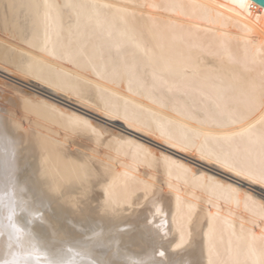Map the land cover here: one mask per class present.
I'll return each instance as SVG.
<instances>
[{
	"label": "bare ground",
	"instance_id": "bare-ground-1",
	"mask_svg": "<svg viewBox=\"0 0 264 264\" xmlns=\"http://www.w3.org/2000/svg\"><path fill=\"white\" fill-rule=\"evenodd\" d=\"M47 2L0 0V112L21 121L45 190L63 193L54 226L78 236L67 221L88 216L83 228L127 226L122 239L150 247L166 220L167 258L264 264V186L236 174L264 166V6ZM77 201L94 210L77 212ZM6 216L0 208V225ZM7 239L0 227V259Z\"/></svg>",
	"mask_w": 264,
	"mask_h": 264
},
{
	"label": "snow or ice",
	"instance_id": "snow-or-ice-1",
	"mask_svg": "<svg viewBox=\"0 0 264 264\" xmlns=\"http://www.w3.org/2000/svg\"><path fill=\"white\" fill-rule=\"evenodd\" d=\"M247 5L248 0H240V7ZM45 7L52 8L53 5L45 0ZM63 7L72 8L74 5L67 0ZM258 99L264 107V92ZM247 103L249 106L256 104L257 97H250ZM239 118L243 119V116ZM20 124L21 121L13 112H0V155L5 157L0 177V208L7 210V224L0 227L8 230L7 251L5 258L0 259V264H191L187 259L181 261L176 257L167 258L166 251L163 250V242L168 239L166 220L162 233H151L150 247L137 244L131 237L122 239L128 232L127 226L117 225L114 231L106 233L103 230L83 228V224L88 222V216L79 224L67 221L79 233L78 236L60 226L59 220L54 226L52 217L65 212L59 200L63 193L58 187L51 185H47V191L45 190L42 179L37 176L28 159L31 153L27 142L16 131ZM252 127L254 126H249ZM260 141L264 144V130L261 131ZM19 160H23L22 166L18 163ZM18 173L23 175V179L18 178ZM236 174L264 186V166L259 170L237 171ZM83 197L87 200L88 190H85ZM151 197L146 194L144 201H150ZM74 208L77 212L91 213L94 205L88 201L85 208L77 201ZM155 211L160 214L162 209L156 206ZM16 217L26 219L20 223L14 219ZM148 224L151 225L152 221L149 220ZM22 237L29 239L30 250L21 251ZM184 245L185 241L181 237L172 250L182 251Z\"/></svg>",
	"mask_w": 264,
	"mask_h": 264
},
{
	"label": "water",
	"instance_id": "water-1",
	"mask_svg": "<svg viewBox=\"0 0 264 264\" xmlns=\"http://www.w3.org/2000/svg\"><path fill=\"white\" fill-rule=\"evenodd\" d=\"M255 1L259 2L261 5L264 6V0H255Z\"/></svg>",
	"mask_w": 264,
	"mask_h": 264
}]
</instances>
